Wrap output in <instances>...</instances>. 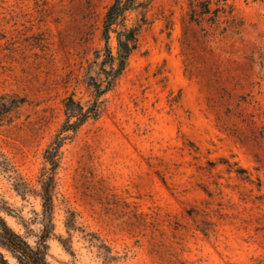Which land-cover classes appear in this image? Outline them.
Returning a JSON list of instances; mask_svg holds the SVG:
<instances>
[{
	"label": "rangeland",
	"instance_id": "rangeland-1",
	"mask_svg": "<svg viewBox=\"0 0 264 264\" xmlns=\"http://www.w3.org/2000/svg\"><path fill=\"white\" fill-rule=\"evenodd\" d=\"M148 1L139 47L100 116L61 149L49 260L264 264V0ZM112 2L0 0V110L25 99L0 114V203L32 245L46 150L65 98H95L88 72Z\"/></svg>",
	"mask_w": 264,
	"mask_h": 264
},
{
	"label": "trees",
	"instance_id": "trees-1",
	"mask_svg": "<svg viewBox=\"0 0 264 264\" xmlns=\"http://www.w3.org/2000/svg\"><path fill=\"white\" fill-rule=\"evenodd\" d=\"M208 2L205 7L206 11L203 13L212 12L210 1ZM149 5L148 0H113L108 7L101 29L105 44L103 48L95 51V59L88 72L89 81L87 84L92 89L95 98L88 104L76 99L74 95L65 98L66 119L59 129L56 140L46 150L45 158L50 166L45 169L41 180L42 189L39 193L43 200L42 234L37 244L32 245L25 236L9 225L3 211L10 212L11 209L0 203V264H11L5 252H8L16 260V264H52L49 260L48 240L56 228L54 195L61 161V149L83 125L100 116L104 102L102 98L117 85L128 66L131 55L139 47L141 31L149 23ZM220 10L221 8L214 10L216 17L219 16ZM133 12H138L139 17L134 23H130V16ZM114 39L115 46L112 45ZM93 67H97V69L93 70ZM24 102V98L13 96L11 100L2 102L0 114L4 116L13 107H19ZM2 165L8 168L5 162ZM15 186L23 195L29 191L25 182H17ZM75 224L76 214L71 213L67 227L75 229Z\"/></svg>",
	"mask_w": 264,
	"mask_h": 264
}]
</instances>
